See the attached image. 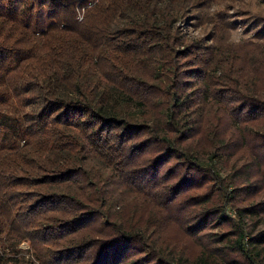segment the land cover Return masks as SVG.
I'll list each match as a JSON object with an SVG mask.
<instances>
[{"label": "trees", "instance_id": "obj_1", "mask_svg": "<svg viewBox=\"0 0 264 264\" xmlns=\"http://www.w3.org/2000/svg\"><path fill=\"white\" fill-rule=\"evenodd\" d=\"M244 150H264V0H0V263L29 241L21 264H181L174 226L218 233L182 264H264V172L224 176Z\"/></svg>", "mask_w": 264, "mask_h": 264}, {"label": "rangeland", "instance_id": "obj_2", "mask_svg": "<svg viewBox=\"0 0 264 264\" xmlns=\"http://www.w3.org/2000/svg\"><path fill=\"white\" fill-rule=\"evenodd\" d=\"M36 21L38 22V27L41 30H45L50 25L49 21L47 20V14H45V13L39 14ZM242 30L239 29V30L233 32V41L234 42L244 41L247 38L244 34L245 32ZM185 32H188L189 34H191V36L193 38H199V39L201 37H203V35L205 34L203 29H200V28L190 29V26H188V25H186V27H185ZM211 121L213 124L218 126V129H219L218 132L220 135H223L222 137H224V135H225V137L229 136L232 133L230 131H233V127L231 126L230 123H227L226 118H223L221 120V122L217 121L215 118H213ZM202 132L205 134L209 133L206 126L202 129ZM238 151L239 150H230L228 157H232V156L236 155L233 153H238ZM249 151H251V150H249ZM249 151L244 150L242 152V154H244L245 157H243V156L241 157L240 155L237 157V158H240L239 159L240 161L238 160V162L234 165L233 168H231V167L230 168H226V167L224 168V169H226L225 172H228V173H224V176L226 178L225 179L226 183H227V181L230 183H235L236 185H239V183L241 184L242 182L245 183V181L241 180V178H242L241 176L243 174H246V173L252 174L254 172H259V168H258L259 165L261 167V172L262 173L264 172V169H263L264 150H256V153H254V151H251L252 153ZM242 171L244 173H241ZM255 183H254V185H252L250 187L251 189L249 191L257 194L256 195L257 199L255 200L254 205L262 204L264 202L263 180L255 179ZM250 204H253V203H250ZM244 206H246V205H244ZM173 227L174 226L170 227V229L167 233V236H165L164 242H161V246L167 254L170 253V254L174 255V251H172V250L177 248L175 246V244H185L183 252L177 253L178 255L182 256L181 264L185 263V262L190 263V261L193 262L203 252L204 247L212 248L211 243L214 240H212L211 238L216 239L217 237H215V236L218 235V233L216 231H212V235H210L208 238H204L202 243L197 244L198 239H196V238L189 239L186 236H184V234H182L179 229L177 230ZM261 231H264V216L259 218V221L257 223V226L255 228L254 233H258ZM183 236L186 237V239H183ZM33 249L34 248L32 247V245L29 241H24V242L18 244L17 246H14V248H12L11 250H9V249L3 250L2 249L3 253L7 256V258H5V262L0 263V264H21L20 263V254L21 253H27V252L33 253V251H34ZM211 254L213 255L214 252H211ZM176 264H177V262H176Z\"/></svg>", "mask_w": 264, "mask_h": 264}]
</instances>
